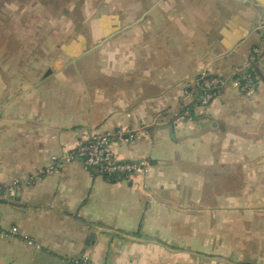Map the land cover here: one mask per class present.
<instances>
[{"label":"crops","instance_id":"crops-1","mask_svg":"<svg viewBox=\"0 0 264 264\" xmlns=\"http://www.w3.org/2000/svg\"><path fill=\"white\" fill-rule=\"evenodd\" d=\"M82 4L74 28L47 13L0 26V184L23 181L0 204V264H182L218 244L228 258V214L259 212L264 189V62L253 94L227 78L192 120L173 118L202 69L227 76L262 46L264 0ZM118 130L111 149L138 175L109 181L63 157ZM214 212L226 215L216 240Z\"/></svg>","mask_w":264,"mask_h":264},{"label":"built area","instance_id":"built-area-1","mask_svg":"<svg viewBox=\"0 0 264 264\" xmlns=\"http://www.w3.org/2000/svg\"><path fill=\"white\" fill-rule=\"evenodd\" d=\"M257 28L261 34L262 46H253L246 62L234 68L227 76L211 74L207 69H202L195 80L194 86L188 88L182 97V99L192 98V103L186 104L185 102L183 104L180 113L173 118L175 123L192 120V106L205 108L210 105L221 94L227 78H230L235 83L241 93L252 94L254 92L256 87V68L264 62V18L260 21ZM121 134L120 130L111 134L97 131L91 132L63 157L71 161L79 160L87 169L109 181L138 175L144 171L139 162L120 160L111 149L112 142L121 138ZM59 166L58 163L54 162L51 167L41 170L38 176L56 170ZM22 184V179H15L9 185L0 184V204L13 201ZM5 233L16 235L18 229L13 226ZM72 264H88L87 258L83 255L79 256L72 260Z\"/></svg>","mask_w":264,"mask_h":264},{"label":"rangeland","instance_id":"rangeland-1","mask_svg":"<svg viewBox=\"0 0 264 264\" xmlns=\"http://www.w3.org/2000/svg\"><path fill=\"white\" fill-rule=\"evenodd\" d=\"M13 1V0H9ZM18 1V0H14ZM16 5H4L0 7V26L4 23L8 28L12 30L13 25L17 28L16 21L12 18L6 17L11 14L13 19L19 17L23 20L24 14L31 13L39 18V14L47 13L52 14L53 18H58L52 21L53 29L56 30L60 27L74 28L77 25V14L82 13L83 4L82 0H19ZM94 0H89V2ZM39 2H45V5L39 4ZM44 4V3H43ZM89 8H92V4H89ZM65 14L69 21H61L59 14ZM32 23V22H31ZM28 22H23L21 25H27ZM34 25L42 24L41 21L34 20ZM32 24V25H33ZM48 24V23H47ZM68 25V26H67ZM34 27V26H33ZM18 30V29H17ZM33 30V29H32ZM22 31L15 30L16 34L22 36ZM244 94V93H242ZM253 94V93H252ZM251 95V94H244ZM264 183V180H262ZM262 194L259 199V212L247 210L245 212L229 213L228 214V258H222L220 245L213 246V252L211 258L207 256L206 259H197L195 262L191 259L190 262L182 259V264H264V189L261 190ZM246 200V199H245ZM257 201V198H255ZM249 207H246V209ZM212 231L213 238H219L221 235V222L224 225L226 215L224 213L214 212L212 215Z\"/></svg>","mask_w":264,"mask_h":264}]
</instances>
